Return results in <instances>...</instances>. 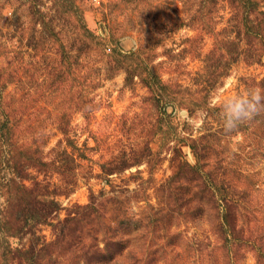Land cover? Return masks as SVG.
I'll return each instance as SVG.
<instances>
[{"label": "rangeland", "instance_id": "obj_1", "mask_svg": "<svg viewBox=\"0 0 264 264\" xmlns=\"http://www.w3.org/2000/svg\"><path fill=\"white\" fill-rule=\"evenodd\" d=\"M264 0H0V264H264Z\"/></svg>", "mask_w": 264, "mask_h": 264}, {"label": "clouds", "instance_id": "obj_2", "mask_svg": "<svg viewBox=\"0 0 264 264\" xmlns=\"http://www.w3.org/2000/svg\"><path fill=\"white\" fill-rule=\"evenodd\" d=\"M213 100V106L219 107L225 132H232L264 114V90L260 88H250L233 95H227L226 89L216 90Z\"/></svg>", "mask_w": 264, "mask_h": 264}]
</instances>
